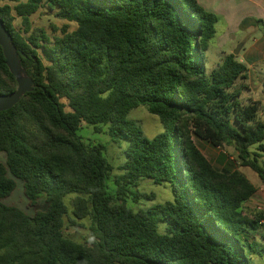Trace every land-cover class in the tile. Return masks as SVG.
<instances>
[{"label": "trees", "instance_id": "1", "mask_svg": "<svg viewBox=\"0 0 264 264\" xmlns=\"http://www.w3.org/2000/svg\"><path fill=\"white\" fill-rule=\"evenodd\" d=\"M0 4L34 85L0 112V264H250L260 218L246 217L243 206L256 189L238 170L215 169L193 143L233 146L264 185L262 106L240 103L235 88L244 65L230 54L209 74L205 68L217 17L198 0ZM43 6L65 22L51 34L30 22ZM16 88L0 47V95ZM139 107L162 125L150 139L127 119ZM82 124L107 126L112 141L125 143L113 193L104 147L82 141ZM144 179L168 184L171 201L128 208V196L148 198L131 192ZM15 180L28 208L42 199L45 209L30 216L5 205ZM66 218L72 226L89 221V243L63 234Z\"/></svg>", "mask_w": 264, "mask_h": 264}, {"label": "rangeland", "instance_id": "2", "mask_svg": "<svg viewBox=\"0 0 264 264\" xmlns=\"http://www.w3.org/2000/svg\"><path fill=\"white\" fill-rule=\"evenodd\" d=\"M237 17V19H240L239 16ZM30 22L33 28H42L48 34L52 33V27L60 29L65 25V22L55 19L52 12L45 6L41 7L30 17ZM13 24L17 31L21 30L20 20L18 18L15 17ZM252 24L255 25V22ZM73 28L74 25H71L70 29ZM214 29L215 35L210 41L208 50L204 56L205 68L207 69L208 74L218 68L227 56L232 54L242 45V42L245 43V50L250 44H253V41H256V39L261 36V31L250 28L248 20H246L245 23H241L239 28L231 31H224L225 25L221 21L215 25ZM226 35L228 36L226 37ZM235 57V60L238 63L242 60L240 52H238ZM261 81L264 83V77ZM244 83L243 80H237L235 82V88L240 91L239 102L244 105L250 102H258L262 106L258 117L259 119L264 120V88L262 90L259 88L255 89L253 84L246 82L247 88L250 90L246 91L243 88L245 86ZM127 119L133 121L141 130L143 136L148 139L162 131V125L159 119L150 115L143 107L131 111L127 116ZM98 129L99 131L97 132L91 126L82 124L78 135L87 146L101 145L104 147V157L112 167L110 180L107 183V190L110 193H113L115 190L113 179L120 174L119 168L125 160L123 154L125 143H115L112 141L108 134L107 126H100ZM193 143L215 169L220 170L222 168H229L231 170H238L244 174L248 181L255 187L256 192L253 197L244 204L243 212L249 219L260 218V228L259 231L254 234L257 242L256 247L254 251L251 253L247 252V254L250 255V264H264V238H261V236H264V185L260 183L252 171L240 166L233 146L224 145L221 148H215L194 137ZM3 160V155L0 154V161ZM15 184L16 186L12 194L2 201L5 205L15 206L30 216L34 215L37 210L45 209V204L42 199L38 201L36 207L28 208L26 199L22 193V182L15 180ZM131 192L148 196V198L139 197L136 202H133L131 197L128 196L126 206L133 211L138 209H148L156 205H163L165 202L171 201L172 199L170 186L168 184L155 185L148 179L141 180L136 188L131 189ZM69 198L65 200L68 211H70ZM69 217L71 218V216ZM89 225L90 223L86 219L76 221L72 226L66 218L63 227V234L77 243H89ZM158 232H164L163 224L158 225Z\"/></svg>", "mask_w": 264, "mask_h": 264}, {"label": "crops", "instance_id": "3", "mask_svg": "<svg viewBox=\"0 0 264 264\" xmlns=\"http://www.w3.org/2000/svg\"><path fill=\"white\" fill-rule=\"evenodd\" d=\"M198 3L205 11L217 17V24L221 21L225 25L224 31L239 28L246 20L249 21L251 29L261 31V36L245 50V43L242 42L239 50L242 60L239 63L246 69L243 88L250 91L247 88L246 82H248L253 84L255 89L262 90L264 88V83L261 81L264 77V64H262L264 63V0H198ZM237 16L240 19H237ZM251 21L255 22V25Z\"/></svg>", "mask_w": 264, "mask_h": 264}, {"label": "water", "instance_id": "4", "mask_svg": "<svg viewBox=\"0 0 264 264\" xmlns=\"http://www.w3.org/2000/svg\"><path fill=\"white\" fill-rule=\"evenodd\" d=\"M0 47L6 60V66L10 74L15 79L17 88L15 92L7 95H0V112H4L13 108L19 100L26 94L32 92L34 85L33 80L26 75L21 65L19 55L11 41L10 35L6 32L0 20ZM241 46L232 53L236 56Z\"/></svg>", "mask_w": 264, "mask_h": 264}]
</instances>
